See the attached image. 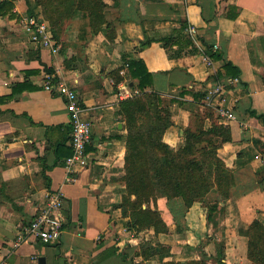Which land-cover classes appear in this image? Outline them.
<instances>
[{
	"label": "crops",
	"instance_id": "1",
	"mask_svg": "<svg viewBox=\"0 0 264 264\" xmlns=\"http://www.w3.org/2000/svg\"><path fill=\"white\" fill-rule=\"evenodd\" d=\"M12 1L15 16L0 14L1 264H39L40 256L47 264L200 258L213 264H253L248 236L240 230L256 218L264 223V164L256 157H264V0H106L115 39L106 37L105 26L81 38L79 29L67 24L58 53L33 42L23 27L27 13L43 15L41 6L34 0ZM196 36L222 57L206 62L200 49L193 50L200 44ZM189 38L192 43H186ZM71 56L73 66L67 67L65 57ZM131 57L145 61L155 90L171 109L173 123L163 136L171 147L183 145L184 128L207 107L217 122L231 127L232 140L219 151L235 184L211 217L210 195L187 206L180 196L158 192L157 209L169 231L129 227L130 216L122 206L128 128L120 101L139 92L125 63ZM225 60L240 69L238 76L216 78L224 72ZM119 67L123 79L116 84L111 71ZM49 69L75 87L92 125L89 162L77 167L72 179L65 165L73 151L72 125L65 98L44 88ZM217 84L221 93L207 100ZM184 89L206 95L195 100L181 95ZM56 192L62 197L61 237L44 242L31 235L15 246L17 236ZM147 242L152 255L145 257L140 249Z\"/></svg>",
	"mask_w": 264,
	"mask_h": 264
},
{
	"label": "trees",
	"instance_id": "2",
	"mask_svg": "<svg viewBox=\"0 0 264 264\" xmlns=\"http://www.w3.org/2000/svg\"><path fill=\"white\" fill-rule=\"evenodd\" d=\"M34 2L41 6L43 16L50 22L56 43L60 44L62 37L68 33V21L78 18L85 19L87 25L78 34L81 38L85 37L84 34H98L104 26L106 37L110 41L116 37V24L107 16L109 2L106 0ZM13 7L12 0H0L1 15L10 13L14 17ZM187 26L188 23L184 21L183 28ZM196 38L201 44L203 54L212 59L222 57L213 45L198 36ZM188 42L193 41L189 38L186 40ZM193 50L197 51L199 48L195 46ZM74 60V56L65 57L64 62L67 67H72ZM125 63L128 74L136 80L135 84L139 89L132 97L120 101L121 116L128 128L124 175L126 192L122 206L125 214L130 216L129 227L137 232L146 228L154 229L155 233L169 231L168 224L157 209L158 192L168 198L180 196L187 206H191L196 200H207V196L211 195L210 200H207L211 217L217 211L219 201L231 196L235 184L234 172L218 151L225 142L232 140L231 127L217 122L214 110L207 107L203 113L193 114V123L184 128L183 145L177 150L174 149L163 139L165 131L173 123L172 112L164 104L162 94L154 88V74L141 58H127ZM121 69L119 67L111 71L116 84L123 79ZM223 70L224 72L217 73V79L225 74H240V69L231 61L225 60ZM186 94H191L199 101L206 95L205 92H193L189 89L181 91V95ZM152 203L156 205L155 208ZM240 232L248 236V256L253 264H264V223L256 218L247 229H241ZM140 252L145 257L152 255L148 242L141 245ZM158 264L213 263L207 258H200L183 263L166 260ZM217 264L225 263L219 260Z\"/></svg>",
	"mask_w": 264,
	"mask_h": 264
},
{
	"label": "built area",
	"instance_id": "3",
	"mask_svg": "<svg viewBox=\"0 0 264 264\" xmlns=\"http://www.w3.org/2000/svg\"><path fill=\"white\" fill-rule=\"evenodd\" d=\"M23 27L30 39L38 43L40 46L47 48L53 53H58L61 46L56 43L53 38L52 27L50 22L39 13H27L22 21ZM198 48L203 51L201 44ZM204 59L211 63V57L206 54ZM124 73V71H121ZM44 88L51 93L58 94L65 98L67 110L72 125L71 145L72 153L66 157L65 165L69 172L68 178L72 179V173L77 167H84L89 162V154L87 152V144L91 139L92 125L91 121L85 117V106L79 97V94L73 85L60 75L57 71H48L44 80ZM222 85L217 84L209 89L207 100L219 95L222 91ZM264 164V157L260 154L256 155ZM62 197L60 193H53L50 197L49 204L44 208L27 227L24 233L17 236L15 246L27 240L29 236L35 235L40 237L44 242H53L58 240L64 230V217L61 212ZM1 264V262H0Z\"/></svg>",
	"mask_w": 264,
	"mask_h": 264
},
{
	"label": "rangeland",
	"instance_id": "4",
	"mask_svg": "<svg viewBox=\"0 0 264 264\" xmlns=\"http://www.w3.org/2000/svg\"><path fill=\"white\" fill-rule=\"evenodd\" d=\"M76 23V24H75ZM86 21H85V19H80V18H78V19H76L75 21H68V23L67 24H69L70 26H71V28H73L74 27V25H75V27H74V30L76 31V29L78 30L79 29V32L81 31V29L85 26V28H86ZM84 28V29H85ZM72 30V29H71ZM73 32V31H72ZM72 34V33H71ZM85 36H87V34H84ZM220 148V147H219ZM218 151H219V149H218ZM219 153L221 154V152L219 151ZM222 155V154H221ZM212 196L210 195V198H211Z\"/></svg>",
	"mask_w": 264,
	"mask_h": 264
},
{
	"label": "water",
	"instance_id": "5",
	"mask_svg": "<svg viewBox=\"0 0 264 264\" xmlns=\"http://www.w3.org/2000/svg\"><path fill=\"white\" fill-rule=\"evenodd\" d=\"M38 261H39V264H47L45 256H40Z\"/></svg>",
	"mask_w": 264,
	"mask_h": 264
}]
</instances>
